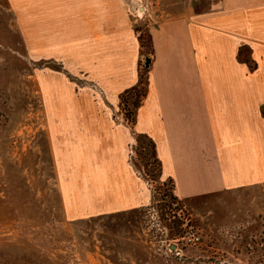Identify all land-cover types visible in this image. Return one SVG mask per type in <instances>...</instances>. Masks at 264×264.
<instances>
[{"label": "rangeland", "instance_id": "1", "mask_svg": "<svg viewBox=\"0 0 264 264\" xmlns=\"http://www.w3.org/2000/svg\"><path fill=\"white\" fill-rule=\"evenodd\" d=\"M164 15L0 0V264H264V184L182 200L147 134V28Z\"/></svg>", "mask_w": 264, "mask_h": 264}, {"label": "crops", "instance_id": "2", "mask_svg": "<svg viewBox=\"0 0 264 264\" xmlns=\"http://www.w3.org/2000/svg\"><path fill=\"white\" fill-rule=\"evenodd\" d=\"M158 1L165 15L147 28L154 59L147 134L176 195L264 184V75H247L241 61L264 59L252 43H264V9H253V0Z\"/></svg>", "mask_w": 264, "mask_h": 264}, {"label": "built area", "instance_id": "3", "mask_svg": "<svg viewBox=\"0 0 264 264\" xmlns=\"http://www.w3.org/2000/svg\"><path fill=\"white\" fill-rule=\"evenodd\" d=\"M191 1H202V0H191ZM187 239H188V242L192 244H197L200 242V237L193 235V234L188 235Z\"/></svg>", "mask_w": 264, "mask_h": 264}, {"label": "water", "instance_id": "4", "mask_svg": "<svg viewBox=\"0 0 264 264\" xmlns=\"http://www.w3.org/2000/svg\"><path fill=\"white\" fill-rule=\"evenodd\" d=\"M144 59H145V63H146V65L148 66V65L150 64V59H149V57H145Z\"/></svg>", "mask_w": 264, "mask_h": 264}]
</instances>
